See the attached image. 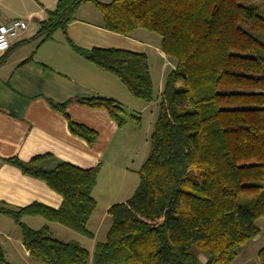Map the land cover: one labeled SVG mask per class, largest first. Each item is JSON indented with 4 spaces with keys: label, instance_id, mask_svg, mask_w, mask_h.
<instances>
[{
    "label": "trees",
    "instance_id": "1",
    "mask_svg": "<svg viewBox=\"0 0 264 264\" xmlns=\"http://www.w3.org/2000/svg\"><path fill=\"white\" fill-rule=\"evenodd\" d=\"M91 2L104 29L128 36L138 29L161 38V50L176 62L160 95L150 153L138 170L131 198L112 205V224L97 243L93 264H231L239 248L264 220V0H59L33 40L66 32L76 11ZM85 60L115 75L132 97L155 101L146 54L121 49L83 50ZM105 109L123 126L127 112L113 99H77ZM69 129L90 146L98 133L73 122L66 104L51 102ZM137 124L140 118L130 116ZM7 160L27 176L44 181L62 199L59 209L33 203L0 208L21 229L25 251L42 264H89L90 253L74 241L23 223L39 216L93 239L88 223L97 207L92 191L100 166L80 169L60 162L41 166ZM264 264V247L258 252ZM0 264L9 263L0 248Z\"/></svg>",
    "mask_w": 264,
    "mask_h": 264
},
{
    "label": "crops",
    "instance_id": "2",
    "mask_svg": "<svg viewBox=\"0 0 264 264\" xmlns=\"http://www.w3.org/2000/svg\"><path fill=\"white\" fill-rule=\"evenodd\" d=\"M58 1L0 0V25L15 20L30 23L29 28L12 42L11 48L0 54V208L18 210L39 203L59 209L63 202L44 181L23 174L6 162L9 159L28 162L35 157H46L41 162L46 169L60 162L80 169L100 166L92 191L97 207L87 226L93 234V239H89L95 240L100 221L109 216L108 209L131 198L138 187L137 172L150 153L151 133L143 136V117L149 116L148 111L156 103L132 97L119 78L85 60L74 47L146 54L153 86L156 78L160 86L165 85L169 57L148 31L138 29L122 36L104 29L102 14L91 2L79 7L66 32L59 30L44 42L33 40L40 23L47 20L48 12L55 9ZM97 1L109 3L113 0ZM91 98L119 102L127 112L126 123L119 126L105 109L90 108L76 101ZM51 102L66 104V112L73 122L98 133L97 142L90 146L72 134L68 120ZM130 116L140 118V123L132 127L129 122L135 121ZM101 204L104 216L98 213ZM23 223L35 230L47 226L52 236L59 240L66 234V227L39 216H25ZM10 224L17 225L10 216L0 213V237L11 247L24 249L22 234L14 238L12 232H8ZM25 257L30 262L27 252ZM257 260L259 262L258 257Z\"/></svg>",
    "mask_w": 264,
    "mask_h": 264
},
{
    "label": "rangeland",
    "instance_id": "3",
    "mask_svg": "<svg viewBox=\"0 0 264 264\" xmlns=\"http://www.w3.org/2000/svg\"><path fill=\"white\" fill-rule=\"evenodd\" d=\"M31 30L32 29L29 30L28 34L31 33ZM149 34L152 35L154 40L158 41L159 44H161V38L159 36L152 34V33H149ZM175 66H176L175 60L169 57L168 58V65L165 67L166 72L170 73V71L173 70L175 68ZM154 74H156L155 68H154ZM163 88H164V84L162 83V85L160 86L158 79L156 78L155 79V86H154V94H155V103L156 104H154L151 107V110L148 111L149 116L143 117L144 124H145L144 125L145 132H143V136H147V134H149V133L152 134V132H153L154 124H155V121L157 118V115H156L157 112H155V111L157 109L156 107H158V105H159L160 95L163 91ZM153 113H154V115H152ZM153 119H154V122L152 121ZM129 123H131L132 127H135V125H136L135 124L136 122L130 121ZM143 136L141 134L142 138H143ZM149 136H151V135L149 134ZM127 147L129 148V146H127ZM98 213L100 216H104L102 204L100 206ZM9 221L11 223V219ZM111 224H112V220H111L110 216H108L107 218H103V220L100 221V230L96 229L97 234H96L95 240H91L88 237H85V236H83V235H81V234H79L73 230L68 229V228H66V234L64 236H62L63 239H61V240L66 241V242L67 241H74V242H77L78 244H80L83 248H85L90 253L89 264H93V254L95 251L96 244L105 241L107 227H109ZM257 225L261 230L259 236H257L256 239H253L247 245L239 248L237 251V258L231 264H249V263L250 264H258L259 263L257 260L258 252L260 251L261 248L264 247V220L263 219L258 220ZM92 230H93V228H92ZM96 230H93V231H96ZM8 232L9 233L12 232V236L14 238L16 236H18V234L20 235V233H21L19 227L15 224L11 225V230ZM0 248H1V252L4 254L5 259L11 264H32V263L33 264H42L38 261L33 260L32 258H29L30 262H28V260H27L28 258L25 257L26 252L24 249L11 247L10 245H8L7 243L4 242V239L2 237H0ZM199 260H200V264H203V262L205 260V256L200 255Z\"/></svg>",
    "mask_w": 264,
    "mask_h": 264
},
{
    "label": "built area",
    "instance_id": "4",
    "mask_svg": "<svg viewBox=\"0 0 264 264\" xmlns=\"http://www.w3.org/2000/svg\"><path fill=\"white\" fill-rule=\"evenodd\" d=\"M29 22L24 20H15L11 23L0 25V54L6 53L12 45V42L19 37L21 32L29 28Z\"/></svg>",
    "mask_w": 264,
    "mask_h": 264
}]
</instances>
